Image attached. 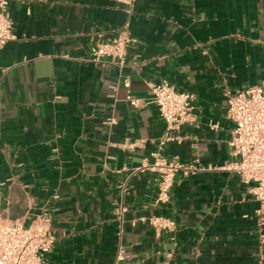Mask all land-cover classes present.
I'll return each instance as SVG.
<instances>
[{"label": "crops", "instance_id": "0c3cea01", "mask_svg": "<svg viewBox=\"0 0 264 264\" xmlns=\"http://www.w3.org/2000/svg\"><path fill=\"white\" fill-rule=\"evenodd\" d=\"M9 9L16 37L0 47V224L49 214L47 264H264L259 202L220 168L235 126L226 91L264 81V0H136L130 16L118 0H11ZM128 19L124 63L93 61L91 47ZM164 79L196 99L194 120L160 146L166 123L152 84ZM154 152L203 168L179 171L165 204L155 201ZM153 215L176 229H157ZM120 242L128 257L116 262Z\"/></svg>", "mask_w": 264, "mask_h": 264}, {"label": "built area", "instance_id": "2783aa9c", "mask_svg": "<svg viewBox=\"0 0 264 264\" xmlns=\"http://www.w3.org/2000/svg\"><path fill=\"white\" fill-rule=\"evenodd\" d=\"M11 0H0V47L6 45L16 36L13 33L14 21L9 9ZM130 16L136 0H118ZM129 19L124 28L112 38L96 43L91 47V59L100 62L110 57L123 64L128 47L134 40L129 31ZM153 102L158 106L160 115L166 123V134L160 146L175 139V131L194 120L193 109L196 94L191 91L179 90L170 81L164 79L152 84ZM227 115L234 122V129L229 140L230 157L220 168L236 173L243 183L250 187V192L259 202L257 214L264 215V81L251 85L244 90L226 91ZM132 104L137 105L138 99L128 96ZM212 126H217L213 124ZM135 142H125V148H133ZM154 161L148 166L159 173L157 204H165L170 199V189L179 171L196 172L203 168L195 164H186L177 159H168L153 153ZM127 205L121 203L116 215L122 225ZM150 223L157 229L174 231L176 222L163 215H153ZM52 217L45 214L31 225L22 220L0 224V264H47V254L56 242L52 229ZM122 235V226L120 237ZM128 257L127 251L120 242L116 262Z\"/></svg>", "mask_w": 264, "mask_h": 264}]
</instances>
